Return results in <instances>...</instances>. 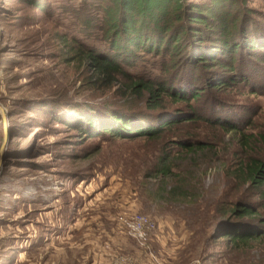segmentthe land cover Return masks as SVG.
Returning <instances> with one entry per match:
<instances>
[{
    "label": "rangeland",
    "instance_id": "rangeland-1",
    "mask_svg": "<svg viewBox=\"0 0 264 264\" xmlns=\"http://www.w3.org/2000/svg\"><path fill=\"white\" fill-rule=\"evenodd\" d=\"M247 2L264 13V0ZM81 4L0 0V264H264V240L234 252L221 237L236 225L226 222L233 204L250 195L239 169L251 157L264 160V86L214 88L230 72L209 62L191 80L189 66L175 87L208 88L201 100L162 95L150 111L143 98L124 96L127 81L107 80L78 55L71 37L102 47L67 11ZM143 67L159 71L143 63L135 72ZM111 111L177 122L155 137L77 127L79 114ZM177 142L211 147L187 151ZM162 158L173 164L169 177L160 174ZM132 215L156 222L146 244L125 230L121 218Z\"/></svg>",
    "mask_w": 264,
    "mask_h": 264
},
{
    "label": "trees",
    "instance_id": "trees-1",
    "mask_svg": "<svg viewBox=\"0 0 264 264\" xmlns=\"http://www.w3.org/2000/svg\"><path fill=\"white\" fill-rule=\"evenodd\" d=\"M81 3V9L67 11L73 14L75 23L83 25L79 32L100 42L102 47L90 46L71 37L73 45L81 51L78 55H85L88 65L107 80L120 77L127 81L129 94L124 96H129L127 99L131 101L143 98L150 111L161 107L162 95L189 105L191 101L201 100L202 91L207 92L208 88H193L188 92L175 87L178 80L185 82L182 74L189 66L193 69L191 80L197 76L199 66L209 62L230 72L232 76L223 77V81L213 84L214 88L246 84L253 92V87L264 86V65L260 67L264 63V13L250 8L247 0H81ZM32 6L43 9L38 1ZM84 9H90L87 17L83 15ZM63 38L66 39V35ZM143 63L156 65L159 71L143 67L145 73L135 72ZM215 104L213 110L224 108ZM195 105L191 104L190 108L196 119L200 117V108ZM109 113V118L79 114L77 127L87 125L104 135L123 138L155 137L177 122L166 119L154 125L153 121L133 119L128 113ZM229 129L238 131L239 127L235 125ZM259 139L264 145V137ZM177 144L187 151L211 147L192 142ZM172 165L162 158L160 174L169 177ZM238 173L243 174V184H249L250 195L233 204L226 222L236 225L224 230L221 237L231 251L244 252L251 250L255 241L264 240V214L261 212L264 209V160L251 157ZM181 189L175 187L173 194Z\"/></svg>",
    "mask_w": 264,
    "mask_h": 264
},
{
    "label": "built area",
    "instance_id": "built-area-1",
    "mask_svg": "<svg viewBox=\"0 0 264 264\" xmlns=\"http://www.w3.org/2000/svg\"><path fill=\"white\" fill-rule=\"evenodd\" d=\"M128 234L137 239L141 244H146L152 233L156 230V222L148 216L132 215L121 218ZM126 260L119 259L116 264H125Z\"/></svg>",
    "mask_w": 264,
    "mask_h": 264
}]
</instances>
